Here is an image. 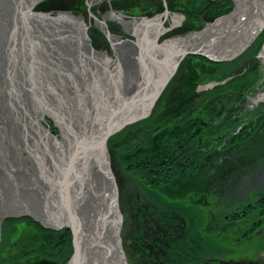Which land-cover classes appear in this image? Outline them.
<instances>
[{"label":"bare ground","instance_id":"obj_1","mask_svg":"<svg viewBox=\"0 0 264 264\" xmlns=\"http://www.w3.org/2000/svg\"><path fill=\"white\" fill-rule=\"evenodd\" d=\"M84 1L85 0H8L15 19L9 23L10 27L7 32V37L5 38L4 48H2L4 49L6 56L2 58L3 60H1V63L6 64V71L10 72L13 68L22 71H24V68L29 70L32 68V65H28L26 61H24L26 64L21 63L22 61L20 62V58L24 56L26 58L30 57V60L36 59L32 53H29V51H33V48L30 47V44L33 43V41L29 42V40L32 39H27L26 35H24L26 34L25 30H23V34L21 33L23 27L30 23L41 25L44 23L47 24V22H59L62 23L60 24L61 27L63 23H70V21L73 20L71 22L74 23L75 27L72 30V35L73 38H76L77 44L79 43V46L77 45L78 48H75L77 53L79 54L80 51H82L85 52L87 58L105 61L110 57L108 56V51H110L111 54L113 51L118 53V48H115L114 46L120 44L123 40L120 37L116 38L117 36L112 32L113 28H110L109 23L107 22V20L117 21L123 26V28H130L131 31H133L134 36L136 37V44L139 48L137 55L140 60L145 63L167 41L165 40L161 44H156V40L161 33L167 30L171 31V34L173 35L186 28V23L190 26L195 22L194 18L187 16V13L190 15V10L193 11L192 14L194 16H198L201 13L204 16V14L208 13L206 15L210 17H205L206 19H212L215 20L214 22L218 23H226L233 27L244 35L247 45L253 39L258 38L262 45L260 48V55L263 57L262 62L264 63V35L260 34L264 33V0H235V7L231 12H226V14H213L211 10L206 8L209 7V4L207 5V3L210 1L214 6L216 2L215 0H170L172 5H177L176 1L183 3L184 8H182V10H177L176 12L171 6H166L167 10H173H171L172 14H170L171 24L165 27H163V23L167 14L164 17L162 16L163 19H161L159 15L148 18L152 15L153 7L150 10L151 6L145 5L144 1L150 3V0H128L133 2L132 7L137 9L138 6L140 9V11L137 10L138 12H136L139 14V17L137 18L127 19L124 14L125 11L122 12V10H119L120 8H116V10H105L101 16H92V22L89 21L87 23H84L85 21L82 17L86 12L81 10V4L84 3ZM87 1V3L91 5V3L96 0ZM136 1L141 5L137 4L136 6V4H134ZM117 2L119 1L116 0L114 3ZM40 3L44 6L41 5L39 7L38 5ZM34 6L37 7L34 8ZM143 8L147 11H143ZM49 13H58V15L49 16ZM89 13L93 14L90 10ZM73 16H75V18H73ZM61 18L65 19L63 20ZM182 18L185 20L184 23L182 22L183 25L177 27V25H180ZM19 31L21 33L19 39L21 48L16 47V43L18 42H16V40L17 36H19ZM59 33L60 36L69 34L64 29L60 30ZM57 34L58 33L56 32V35ZM151 43L156 44L155 47H153L154 45ZM122 53L126 52L121 50V53L119 51L118 54L120 55ZM188 55L189 54L185 53L182 59ZM192 58L195 63H199L197 58ZM211 59H213V65L216 64L218 60L222 61L220 63L222 67H226L227 62L225 61L228 60L219 58ZM181 60L157 99L161 100V102L165 101L162 105V109L169 107L168 109H165L169 115L172 114L173 117L178 118L182 115L188 117L181 127L178 126V129H181L182 132H174L176 129L173 130V132L171 130L169 136V133L165 130L154 136V138H152V143L165 145L163 150L164 153L161 155L153 154V157L149 155L145 160L146 166H144L143 163L138 164L133 161L130 165L119 167L120 171L118 168L114 169V172L111 171L117 201L119 239L122 220L123 223L124 220L125 222L127 220V210H125L124 207H128L133 213L141 212L151 216L153 228L158 227L161 230L156 238L149 240L151 246L150 249H148L149 247L147 248L146 245L143 246L141 253L145 258L147 256H150L152 260L167 258L168 251L172 249V246H179L178 244L176 245L175 242L181 237L180 234L182 233V230L187 227L192 228L194 225V231L192 230V234L193 237H195L194 240L197 242V245L192 247L189 252L193 253L194 250L200 248L203 250L202 242H204L207 244V249H210V247L214 245L215 249L220 254V256L209 255L210 259L208 260L210 263L264 264V192H261L264 183V158L261 161H258L259 158H262V155L257 154L254 156L252 154V151L258 147L257 143L263 138L255 137L250 139L253 137L251 136L252 134L248 135L247 138H245V135L242 137L240 134H243V132L238 126H236L234 121L236 117H239V115L242 114L238 113L245 109L243 115L250 116L251 120H253L258 126L264 125V83H261L259 80H254L252 82L248 81L246 77H250L253 73L249 70L243 69L242 73L239 72V76H244L239 77L243 80L240 79L241 81L235 83L234 86L232 85L230 89L226 88L225 90L222 88L219 89L222 84L216 85L215 93L218 95L217 99L213 104H203L204 101H208V96L206 97L204 95L200 97L195 94L197 93V87L205 89L206 86H204L202 82L207 78L205 74L210 72H205L204 69H200L198 73L201 74H199L198 79L193 76V81L190 80L192 79V76L187 77L186 75V78L183 80L182 77L177 79V77H173V75L177 74L178 76L179 74L175 73L176 70L185 74L188 68H190L189 60ZM80 63L83 65L82 61H80ZM80 63L79 66L76 65V67H78V71L82 76L81 82L85 85L87 84L86 78L88 79L87 69L84 67L82 68ZM259 74V77L263 79L264 73L259 72ZM238 84H241V86L238 87ZM188 85H194L193 89L189 92H193L195 96L186 91L185 94L187 96H185V98L181 97L182 100H180L181 98L178 99V97L171 98L172 95L174 96L175 90H182V87ZM72 89L75 91V83H73ZM170 98L175 99V101H171V104L167 105ZM99 99L100 98H98L97 95L92 98V106L97 103ZM198 104L204 105V109H206L205 112H200L202 115L199 116L196 115L200 110ZM233 106L234 109L231 110ZM152 107L151 109L153 110ZM151 109L149 112H151ZM190 112H193V115L195 114L196 116H191ZM85 113L86 112H84V114ZM145 117L139 121L142 122ZM194 117L197 118L194 120ZM225 118L227 119L225 120ZM139 121L135 123H138ZM197 122L202 126V128H200L201 131H208L212 136L209 140L205 138L206 141L201 137L197 140L194 139L195 141L193 140L189 143L192 147L189 149L202 155V158L198 157V159L195 157L194 159H191V156L188 157L181 153V147H179L176 143L177 141H174L173 139L185 137L183 136V132L189 134L187 128L192 127L191 124L194 125ZM59 124L62 127V133L67 139L65 147L62 149L65 158L59 163V166H57L53 163L52 155L49 156L46 151L49 158L45 160V164L41 165L48 170L44 175L47 179V182L44 183V188H46L44 206L46 210L43 209V211H39V220L37 219L38 217H35L34 221L29 218L32 216V214H30L32 210L29 212L30 215L25 214L20 216V219L24 220L27 224L29 223L30 228H33L38 235L35 240H31L30 236V239L26 244L29 242L32 244L38 242L39 246L45 241L47 242L51 239L52 241L55 239L57 240L56 242L53 241L54 243L51 245V248L53 249H44V255L47 257L44 258L46 263L52 264H66L68 261H66V254L68 255L69 253H72L75 242L70 228L65 195L72 147L77 136H75L74 130L72 131L67 128L65 123L61 121ZM144 124L146 123H143L142 125ZM155 125H153V123L151 124V122L150 124H147L146 127H144V131H141V135L146 131H150ZM223 125H226V127H224V130L222 128V132L220 126ZM219 132L221 135H214ZM45 133H48L47 129H45ZM165 134L168 135L164 137ZM170 137L175 143H167L170 141ZM192 137L193 135H190L185 137L184 140L187 142L188 138L191 140ZM254 139H256V142H254ZM145 141L148 140L141 139L137 146ZM205 142L208 143L209 146L204 145L203 143ZM146 145L144 146L145 152L146 150H149ZM44 146L46 150L47 145L44 144ZM211 146L214 147L210 148ZM198 149L199 151H197ZM206 149L208 150L206 151ZM249 150L254 156L253 158L250 157ZM144 151L143 154L145 153ZM141 159L144 161L143 156ZM36 160L35 163L38 164ZM250 165L257 167L255 169V171L257 170V174L254 178H245L244 183H241V186H239L241 188L236 186L237 189L235 188L234 194L231 193L232 191L228 188V190L222 189L221 193L215 199V202L213 201V203H209V198L212 200L215 196V189L221 187V184L225 185L226 181H224L225 179H222V173L232 175L235 174L238 168H246ZM134 176H136L135 179H137L138 176H145V179L147 178L152 185L157 184L158 195L152 192L149 194V191H143L140 193V198H138L139 192H137L138 189L136 185H131ZM125 181H131V183ZM139 186H141V184ZM165 194L166 196L163 197ZM133 195V200L139 201L138 203H124V207L123 205H120L119 207V201L121 202L123 198L126 200L128 199L127 196L133 197ZM233 195H235L234 198ZM165 205H168L166 209H164ZM176 206H180L182 209L177 211L176 209L179 207ZM196 206H198L200 210L193 213L190 220L186 219L187 216L185 212H187L188 209L192 211ZM183 207H186V209ZM168 212H170V214L165 215V213ZM158 217L160 219H158ZM1 220L2 219H0V221ZM31 223H33V225ZM162 225H164L163 228H161ZM212 225L215 226V229L219 228L217 231H219L220 239L219 237H216L218 236V233L217 231H214ZM188 230L190 231L191 229ZM214 232L217 234L215 235ZM66 234H68V237L70 235V239L67 240ZM6 237L8 238V236ZM6 242L8 243V240L4 241L7 245ZM242 242H246L248 245ZM227 243H230L229 248L226 247ZM13 244H20V242ZM244 244L246 245L245 248L243 247ZM178 250L181 251L183 249L180 248ZM13 251L14 249L7 248L4 250L3 254L0 253V255H2L1 258L3 259L1 264L22 263L17 260L19 258L13 257L15 254ZM123 251L128 252L125 248ZM200 253L202 254L204 251H201ZM128 260L130 262L129 258ZM128 260L126 259V261ZM147 260L149 259L147 258ZM163 261L167 262V260H162L161 263ZM176 261L181 262L178 258H176ZM46 263L41 261V264Z\"/></svg>","mask_w":264,"mask_h":264},{"label":"rangeland","instance_id":"obj_2","mask_svg":"<svg viewBox=\"0 0 264 264\" xmlns=\"http://www.w3.org/2000/svg\"><path fill=\"white\" fill-rule=\"evenodd\" d=\"M117 1L119 2L114 3L116 0H96L92 2L91 5H89L87 3L88 1L85 0L84 3L81 4V10L86 12L82 15L83 20L85 21L84 23L89 21L92 22V16H101L105 10H116V8H120L119 10H122V12L125 11V18L127 19L139 17V14L136 13L140 11L137 4H141H139L138 1L134 3L136 4L137 9L132 7L133 2L131 1ZM215 1L216 2L214 6L210 1L207 3V5L209 4V7H206L207 9L211 10L213 14H226V12H231L235 7V0ZM144 3L145 5L151 6L150 10L153 7L152 15H150L148 18L159 15L160 18L163 19V17L167 14V17L163 23V27L169 26L171 24V10L174 9V11L176 10L177 12V10H182V8H184L183 3H180L179 1H176L177 5H172L170 0H150V3L147 1H144ZM41 4L42 3H40L38 6L40 7ZM166 6H171L173 9L167 10ZM36 7L37 6H34V8ZM89 10L93 14L89 13ZM143 11L147 10L143 8ZM192 12L193 11L190 10V15L187 13V16L195 19V22L193 23L215 21L212 19H206L210 17L206 15L208 13L204 14V16L202 13L198 16H194ZM50 15L57 16L58 13H49V16ZM73 18H75V16H73ZM13 19H15L14 13L11 11L8 0H0V219H2L0 221V253L2 254L7 248L14 249L13 252L15 254H20L23 250V245L26 244V242L30 239V236L31 240H35L38 236L35 230L30 228L29 223H25L24 220L20 219V216L32 214L31 217H28L33 221L35 217H38L37 219L39 220V211L41 212L43 209L46 210L44 206L46 190V188H44V183L47 182V179L44 175L48 172V170L41 165L45 164V160L51 155L53 157V163L57 166H59V163H61V161L65 158L62 149L65 147L67 139L62 133V127L59 123H61V121L65 123L67 128L71 129L72 131L74 130L75 136L78 137L91 111V108L93 107L92 98L96 97L97 95L98 98L102 99L144 64V61L140 60L139 56L137 55L139 48L136 44V37L134 36L133 31H131L130 28H123L120 23L114 20H107L110 28H113V31L112 29L111 31L115 34V36H117L116 38L120 37L123 39L120 44L115 45L114 47L118 48V53L119 51L121 53V50L125 51L126 53H122L123 55L120 54V57L118 53L113 51L111 54V52L108 51V56L110 57L105 61L87 58L85 52L82 51H80L78 54L75 48H78L79 43L77 44L76 38H73L72 30L74 29L75 25L71 22L73 20H71L70 23H63L61 27L60 24L62 23L59 22H47V24L44 23L41 25L30 23L23 27L21 33L23 30H25L26 34L24 35H26L27 39H32L29 40V42L33 41V43L30 44V47L33 48V51H29V53H32L36 59L30 60V57L26 58L25 56L20 58V62L22 61L21 63L32 65L30 70L23 67L24 71L14 68L11 69L10 72L6 71V64L1 63V60H3L2 58L6 56L4 53L5 51L2 48H4L5 38L7 37V32L10 27L9 23H11ZM61 19L64 20L65 18ZM184 21V18H182L180 25H177V27L182 26ZM187 24L188 23L185 24V27L189 26ZM63 29L69 34L60 36L59 32ZM56 32L58 33L57 35ZM21 33L20 31L18 32L19 36H17L16 40V42L18 41L16 43L17 48H21V44L19 42ZM260 34L264 35V33ZM171 36V31L166 30L158 36L156 44H161L163 41L168 40ZM259 41L260 40L258 38L253 39L247 47L232 56L230 59L226 60V67H222L220 64L222 61L218 60V63L216 62V64L213 65V59L211 58H204L189 54V57H184L182 60H189L190 68H188L185 74L181 71L179 72V70H176L175 73L179 74L178 76L177 74L173 75V77H177V79L182 77L183 80L186 78V76H192V79L190 80L193 81V76L194 78L198 79L199 74H201L198 73L200 69H204L205 72H210L207 73L209 75L205 74L207 78H205L202 82V84H204V86L207 88L205 87V89H201V87H197V93L195 94L200 97L204 95L206 97L208 96V101H204L203 103H207L208 105H210V103L213 104L217 99L218 95L215 93L216 85L222 84L219 89H230L232 85L234 86L235 83L241 81L240 79L242 78L239 77H244L239 76V72L242 73L243 69L249 70L253 73L250 75V77H246L248 81L252 82L254 80H259L261 83H264V77L263 79L259 77V72L264 73V63L262 62L263 57L260 55V48L262 45ZM151 44L154 45L153 47L156 45L153 43ZM192 57L197 58L199 63H195ZM24 61H26V63H24ZM80 61H82L83 65L80 63ZM79 63L81 64L82 68L84 67L87 69L86 71L88 74V79L86 78L87 84L85 85L82 84V76L78 71V67H76V65L79 66ZM73 83H75V91L72 89ZM237 86L239 87L241 84H238ZM193 87L194 85H188L182 87V90L177 89L175 90L176 92L174 91V96L172 95L171 98H185V96H187L185 94L186 91L189 94L195 96L193 92H189L193 89ZM171 98L167 105H170L171 101H175V99ZM180 100H182V98ZM164 102L165 101L161 102V100L157 99V101L154 103V106L152 107L153 110L151 109V112L148 113L142 122L139 121L138 123H134L122 130V132H119L106 140L111 171L114 172V169L116 168H118L120 171L119 167L132 164L133 161L134 163L138 164L143 163L144 166H146L144 163L145 161H142L141 159V154H143L145 149L144 146L146 144L148 149H156V147L158 148L154 152L155 155H161L164 153L163 150L165 145L152 143V138H154V136L165 130L169 133V136L171 130L173 132V130L176 129L174 132H182L181 129H178V126L181 127L188 117L182 115L178 118L173 117L172 114L169 115L165 110L169 107L162 109ZM198 107L200 110L196 115L199 116L202 115L200 112H205L206 109H204V105L201 104ZM84 112L86 113L84 114ZM190 115L196 116L195 114L193 115V112H190ZM197 117H194V120ZM241 120L243 119L239 118L235 121V124L238 126L241 122L243 123L242 127L245 128V131L243 132L245 138L259 130V126L254 123L253 120H251V117L247 119L245 117L243 120L244 122ZM150 122L151 124L153 123V125H156L152 127L150 131H146L147 133L145 132V135H141V131L143 132L145 129L144 127H146L147 124H150ZM143 123L146 124L142 125ZM191 126L192 127L187 128V132L189 134L183 132V136L185 137L193 135L191 140H189L190 137L188 138L187 142L184 140L185 137L175 138L173 140L177 141L176 143L179 145V147H181L182 154H185L188 157L191 156V159H194L195 157L202 158L201 154L198 152H193V150L189 149L191 147L189 143H191V141L194 139L197 140L201 137L209 140L212 135L211 133H208V131H201L200 128H202V126L201 124H198V122L194 125L191 124ZM45 129H47L48 133H45ZM259 132L262 133L263 131L259 130ZM166 135L168 134H165L164 137ZM214 135H221V133L219 132L218 134ZM171 137L170 141L167 143H175L171 140ZM141 139H150V141H145L137 146ZM44 144L47 145L46 150L44 148ZM203 144L209 146L206 142ZM213 147L214 146H211L210 148ZM207 150L208 149H206V151ZM46 151L48 152L49 156L47 155ZM197 151H199V149ZM147 153H149V151L145 152V154ZM35 160L38 162V164L35 163ZM248 170L249 166L244 168L243 171L249 172ZM135 177L136 176H134V178L132 177L133 183H131V181L125 182H130L131 185H136L138 189L137 192H139L138 198H140V193L143 191H149V194L152 192L158 195L157 184L152 185L147 178L145 179V176H138L137 179H135ZM228 177L230 179L224 180L226 181L225 185L221 184V187L215 189V196L212 200L209 198V203H213V201L215 202V199L221 193L222 189H230L232 191L231 193L234 194L236 186L241 188L239 187L241 186V183L239 182L240 180L237 179L236 173ZM251 177L254 178V175L252 174ZM140 184L141 186H139ZM262 186L261 192H264V183ZM165 196L166 194L163 195V197ZM234 197L235 195H233V198ZM127 198L132 199L134 198V195L133 197L127 196ZM121 201L122 202L119 201V207L120 205L124 204V200ZM176 207H179L176 209L177 211L182 209L180 206ZM183 208L186 209V207ZM30 210H32L33 213ZM198 210H200L198 206H196V208L192 211L188 209L187 212H185L187 216L186 219L190 220L192 214ZM29 212L31 213L29 214ZM31 224L33 225V223ZM212 226L214 227V231L219 229H215L214 225ZM163 227L164 225L161 226V228ZM128 228L129 224H125V220L123 223L122 220L120 228V243L123 250L125 248L124 240L127 232L126 229ZM188 229L191 230L189 231ZM192 230L194 231V225L192 228L187 227L186 229L182 230V233L180 234L181 237L175 242L176 245L178 244L179 246H172V249L167 254V258L155 259L154 261L145 260L142 262V264H215L210 263L208 260L210 259L209 255L220 256L214 245L211 246L210 249H207V244L202 242L203 250L200 248L194 250L193 253L189 252L191 251L192 247L197 245V242L194 240L195 237H193ZM159 232H161V230L158 227L154 228L153 234L151 233L150 237L156 238ZM217 233L214 232L215 235H218L216 237H219V231H217ZM67 235L68 234H66V238L68 240L70 239V235L69 237ZM6 236H8V238ZM220 238L221 237H219V239ZM7 240L8 243L6 242V245L4 241ZM53 241L56 242L57 240L55 239ZM53 241L51 239L50 241L43 242V248L45 250L53 249L51 248V245L54 243ZM16 242H20V244H13ZM242 243L247 244L246 242ZM245 244L243 246L244 248L246 247ZM229 246L230 243H227L226 247L229 248ZM180 248L183 250L179 251L178 249ZM201 251H204V253L201 254ZM71 254L72 253H69L68 255L66 254V261L69 259ZM200 254L205 256H201ZM124 255L125 259L128 260L129 254L124 252ZM1 256L2 255H0V264L3 261ZM176 258H178L181 262L176 261ZM162 260H167V262L163 261L161 263ZM126 263L136 264L134 262H129V260L126 261Z\"/></svg>","mask_w":264,"mask_h":264},{"label":"water","instance_id":"obj_3","mask_svg":"<svg viewBox=\"0 0 264 264\" xmlns=\"http://www.w3.org/2000/svg\"><path fill=\"white\" fill-rule=\"evenodd\" d=\"M247 46L226 23H193L93 105L72 147L65 199L75 242L66 264H127L106 140L148 114L185 53L228 59Z\"/></svg>","mask_w":264,"mask_h":264},{"label":"trees","instance_id":"obj_4","mask_svg":"<svg viewBox=\"0 0 264 264\" xmlns=\"http://www.w3.org/2000/svg\"><path fill=\"white\" fill-rule=\"evenodd\" d=\"M42 5V4H41ZM44 6V5H42ZM149 141V140H148ZM155 148H151L149 150V153L147 154H141L144 158V161L148 158V156H152L154 152L158 149L156 147ZM145 152V151H144ZM145 163V162H144ZM130 165V164H129ZM124 199V198H123ZM122 199V200H123ZM122 202V201H121ZM138 203L139 201H133L132 199H124V203ZM124 207V204H123ZM168 207V205L164 206V209H166ZM125 210H127V220L125 222V224L127 223V225L129 224V228L126 229V235H125V249L128 251L127 254H129V259L130 262H134L136 264H142L143 261L147 260V258L149 259L148 261L152 260L150 258V256H147L146 258L143 257L141 250H143V246L146 245L148 249H150V244H149V240L150 239H154L155 237H150L151 233L153 234V224H152V219L151 216L143 214L141 212H136L133 213L131 210H129L130 208H126L124 207ZM166 214H170V212L165 213ZM158 219H160L158 217ZM160 221V220H159ZM32 243H27L23 245V250L20 254H14L13 257H17L19 259H17L20 262L23 263H16V264H41V261H44L46 263V260L44 258H47L44 255V248H43V244L41 243V245L38 246V243H35L34 245H31ZM170 252V251H168ZM146 256V255H144ZM156 256V255H153ZM23 259V260H22ZM132 260V261H131ZM154 261V259L152 260ZM46 264H52V263H46Z\"/></svg>","mask_w":264,"mask_h":264},{"label":"flooded vegetation","instance_id":"obj_5","mask_svg":"<svg viewBox=\"0 0 264 264\" xmlns=\"http://www.w3.org/2000/svg\"><path fill=\"white\" fill-rule=\"evenodd\" d=\"M234 109V106L231 108V110H233ZM245 111V109L243 110V111H240L238 114H241V115H239V117H236V119L234 120V121H236V120H238L239 118L240 119H243L244 120V118L246 117V119L247 118H250V116H245V115H243V112ZM227 118H225V120H226ZM224 120V121H225ZM243 120H241V121H243ZM244 122V121H243ZM230 124V123H229ZM242 122L240 123V125H238V128H240V130L242 131V132H244L245 131V128H243L242 127ZM224 127H226V125H223V126H220V130H222V128H223V130H224ZM259 130H262L263 132L261 133V132H259V130H257V132H255V133H253L251 136H253V137H251L250 139H253V138H255V137H262L263 139L260 141V142H258L257 143V145H258V147L257 148H255V150L254 151H252V154L254 155V156H256L257 154H259V155H262V158H259L258 159V161L260 160H262L263 158H264V125H262V126H259V128H258ZM223 130H222V132H223ZM241 136H243L244 135V133L243 134H240ZM245 142V141H244ZM243 142V143H244ZM254 142H256V139H254ZM248 145V144H247ZM246 146V145H245ZM251 154V151H250V157H254L253 155ZM263 162V161H262ZM257 167H255L254 165H250L249 166V172H247V171H243L244 170V168H238L237 170H236V174H237V179H239L240 181V183H244V179L245 178H247V177H251V175L253 174L254 176H256V172H257V170L255 171V169H256ZM249 174H251V175H249ZM222 179L224 180V179H230L228 176H231V175H227L226 173H222ZM233 175V174H232ZM249 175V176H248ZM228 177V178H227Z\"/></svg>","mask_w":264,"mask_h":264}]
</instances>
